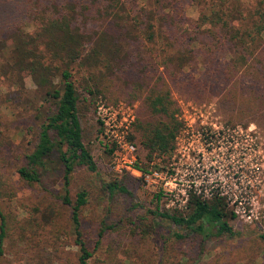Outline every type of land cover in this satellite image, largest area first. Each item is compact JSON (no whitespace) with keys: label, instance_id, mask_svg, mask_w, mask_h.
Wrapping results in <instances>:
<instances>
[{"label":"rangeland","instance_id":"374dc122","mask_svg":"<svg viewBox=\"0 0 264 264\" xmlns=\"http://www.w3.org/2000/svg\"><path fill=\"white\" fill-rule=\"evenodd\" d=\"M38 1L49 10L72 3L77 25L86 32L102 27L104 18L96 9L104 0ZM125 1L144 11L152 0ZM211 1L173 0L168 11L182 14L181 26H154L157 33L177 37L170 46L157 37L147 42L139 26H134L129 30L136 40L116 46L117 54L129 56L122 64L117 55L107 61L108 68L85 63L70 66L83 142L96 165L95 172L75 168L67 187L71 203L76 192H86L78 217L80 238L90 252L87 264H264V130L258 124L259 112L251 111L253 106L242 109L240 103L241 90L251 87L253 72L237 64L235 73L242 78L227 82L210 73V67L220 68L234 59L235 48L217 46L212 61L202 45L204 33L194 44L186 40L197 35L183 23L206 12ZM26 2L0 0V33L20 19L24 31L31 37L36 34L37 24H24L26 17L19 15ZM229 3L242 10V17L264 11V0ZM40 41L35 42L44 49ZM90 45H85L83 54ZM172 52L185 54L187 66L177 67L174 61L172 72L166 71L159 58ZM11 53V49H0V213L4 220L0 264H78L71 208L60 200L63 168L56 152L52 151L45 169L39 170L38 183L28 184L17 173L53 100L35 86L27 70L11 65ZM159 88L169 89L182 125L172 152L147 162L134 124L136 119H159L144 106L147 91ZM100 104L115 109L117 126L129 123L128 139L134 142L137 164L146 174L114 170L112 148L106 146L104 125L96 114ZM123 176L128 194L109 195L104 184ZM200 192L207 199L220 198L233 235L203 237L151 212L157 206L159 211L184 214L188 194Z\"/></svg>","mask_w":264,"mask_h":264},{"label":"trees","instance_id":"16d2710c","mask_svg":"<svg viewBox=\"0 0 264 264\" xmlns=\"http://www.w3.org/2000/svg\"><path fill=\"white\" fill-rule=\"evenodd\" d=\"M104 1V5L96 9L97 14L104 18L102 27L97 32H86L76 24L75 6L72 3L65 2L60 7L49 10L40 5L38 0H30L29 3L27 0L19 15L26 17L24 24L28 21L37 24L36 34L31 37L24 31L20 19L9 25L11 28L0 33V49H11V65L18 70H27L35 86L43 89L44 95L53 100L48 109L49 113L38 125L35 144L25 155V164L17 169V173L19 178L28 184L38 183L39 170L45 169L52 151L56 152L63 168V191L60 200L71 208L70 221L78 247V264H87L90 256L80 238L78 217L79 208L85 203L86 192H76L71 203L67 189L69 175L77 167L95 172L96 165L83 142L77 116L78 97L70 66L73 63H85L84 65L99 64L108 68L107 61H114L117 55L120 57L118 64H122L129 56L127 53L117 54L116 46L136 40V36L129 30L134 26H139L143 39L147 42H154L157 37L170 46L175 43L177 37L161 34L160 30L157 33L154 26H170L175 29L181 26L179 23L183 21L182 14L171 15L168 11L172 9L173 0H152L144 11L129 5L125 0ZM229 5L228 0H212L205 8L206 12L199 13L195 20L186 19L183 24L189 25V32L197 35L187 37L186 40L194 44L199 41L198 35L204 33L206 39L202 37V45L212 61V52L217 46L229 44L232 49L235 48V58L227 60L220 68L210 67V73H217L228 82L242 78L235 73L237 64H244L251 69L253 82L249 89L241 90L240 103L242 109L254 107L251 111L259 112L258 124L264 130V39L261 37L264 29V11L257 16L248 14L242 17L241 9L237 11ZM3 32L9 33L3 35ZM36 40H41L44 49L38 48ZM89 42L90 48L83 54L84 47ZM174 61L177 67L181 68L188 64L185 54L179 52L160 55L159 58V62L168 72H172L170 63ZM213 65L215 66V63ZM54 79H57L58 87L55 86ZM230 87L233 88V85ZM249 99L253 103L250 104ZM144 106L149 115L159 116V119L153 122L136 119L134 124L140 134V145L145 151L144 159L152 162L172 152L175 136L182 122L176 115V107L170 98L169 89L148 90L144 97ZM154 164L156 166L155 162ZM136 167L145 172L140 165L136 164ZM125 177L105 183L107 193L128 194L123 181ZM158 196L156 195V199ZM219 199L215 195L212 199H207L201 192L189 193L186 213L159 211L157 206L151 212L203 237L211 233L233 235L232 227L225 219V206ZM229 217L233 218L234 213L229 212ZM3 236L4 220L0 213V255Z\"/></svg>","mask_w":264,"mask_h":264},{"label":"built area","instance_id":"2783aa9c","mask_svg":"<svg viewBox=\"0 0 264 264\" xmlns=\"http://www.w3.org/2000/svg\"><path fill=\"white\" fill-rule=\"evenodd\" d=\"M96 114L99 121L104 125L103 136L106 139V146L112 148L114 170L134 175L146 174V171L141 172L136 167V147L134 142L128 139L129 123H122L117 126L116 111L110 106L98 105ZM152 174L156 175L155 172Z\"/></svg>","mask_w":264,"mask_h":264}]
</instances>
